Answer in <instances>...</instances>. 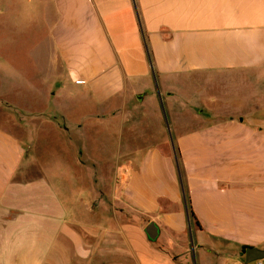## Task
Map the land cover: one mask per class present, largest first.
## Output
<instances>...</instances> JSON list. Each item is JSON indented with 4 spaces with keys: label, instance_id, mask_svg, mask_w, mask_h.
I'll return each instance as SVG.
<instances>
[{
    "label": "crops",
    "instance_id": "obj_1",
    "mask_svg": "<svg viewBox=\"0 0 264 264\" xmlns=\"http://www.w3.org/2000/svg\"><path fill=\"white\" fill-rule=\"evenodd\" d=\"M45 13V88L33 109L8 104L17 133L0 126V264H246L244 248L264 251V0H52ZM66 96L80 120L55 107ZM118 117L131 164L107 197L83 131ZM50 133L91 171L75 211L24 165Z\"/></svg>",
    "mask_w": 264,
    "mask_h": 264
},
{
    "label": "rangeland",
    "instance_id": "obj_2",
    "mask_svg": "<svg viewBox=\"0 0 264 264\" xmlns=\"http://www.w3.org/2000/svg\"><path fill=\"white\" fill-rule=\"evenodd\" d=\"M51 3L52 0H0V101L4 102L3 105L0 104L3 109L0 111V126L13 133L18 132L15 122L20 117L14 109L8 107V104L14 107L24 106L33 109L31 104L34 103L37 89L45 88L44 83L38 77L41 66H39L36 55L41 50L43 53L46 51V48L41 47L40 43H46L45 35L48 33V23L45 8ZM75 104V100L66 96L57 101L55 107L64 110L69 119L71 117L74 122L80 120L82 115L81 110ZM252 110L255 109H245L246 112H252ZM59 128L64 132L63 124H59ZM171 128L172 126L166 123V134L172 143ZM72 129L75 130L74 126ZM83 133L86 142L84 153L100 169V178L105 185V187H101L103 195L111 197L113 195L112 187L117 183L116 178H118L119 184H121L122 177L125 180L129 178V172L123 168L131 164V157L127 156L128 147H126L127 144H131L130 140L128 141L127 126L122 124L118 117L111 123L103 122L101 125L85 126ZM65 145V140L50 133L48 137L42 138L37 149L35 147V150L25 153L24 165L26 168L29 164H33L42 170V172H38L36 169H30L33 179L38 177L39 173L42 176L55 179L53 182L56 184V191L63 194L61 199L66 201V208L75 211L73 202H77L84 193L86 194L87 176L91 171L89 169L79 171L74 153H77V158H79L78 154L82 153L81 149L74 146L73 151H70ZM60 168L66 170L63 179L64 188L59 187ZM69 200H71V205ZM191 254L193 255L192 248ZM199 258L200 255L197 253L196 264H199ZM209 260L211 263H219L215 262L217 258L212 254H210ZM262 261L264 262V260Z\"/></svg>",
    "mask_w": 264,
    "mask_h": 264
},
{
    "label": "water",
    "instance_id": "obj_3",
    "mask_svg": "<svg viewBox=\"0 0 264 264\" xmlns=\"http://www.w3.org/2000/svg\"><path fill=\"white\" fill-rule=\"evenodd\" d=\"M145 233L147 234L150 241L155 242L159 237V229L155 223H150L146 229ZM264 260V251L256 248H248L245 254V263L252 264L255 262H260Z\"/></svg>",
    "mask_w": 264,
    "mask_h": 264
},
{
    "label": "trees",
    "instance_id": "obj_4",
    "mask_svg": "<svg viewBox=\"0 0 264 264\" xmlns=\"http://www.w3.org/2000/svg\"><path fill=\"white\" fill-rule=\"evenodd\" d=\"M191 218L194 219V220L196 221L195 215H194V213H193L192 211H191ZM196 224L199 225V223H198L197 221H196ZM247 249H248V248H244V249H243V255L246 254V250H247Z\"/></svg>",
    "mask_w": 264,
    "mask_h": 264
},
{
    "label": "built area",
    "instance_id": "obj_5",
    "mask_svg": "<svg viewBox=\"0 0 264 264\" xmlns=\"http://www.w3.org/2000/svg\"><path fill=\"white\" fill-rule=\"evenodd\" d=\"M261 262V261H260ZM260 262H255V263H252V264H259Z\"/></svg>",
    "mask_w": 264,
    "mask_h": 264
}]
</instances>
